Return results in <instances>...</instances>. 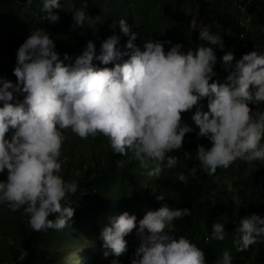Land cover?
Returning <instances> with one entry per match:
<instances>
[{
    "label": "clouds",
    "instance_id": "9594fccd",
    "mask_svg": "<svg viewBox=\"0 0 264 264\" xmlns=\"http://www.w3.org/2000/svg\"><path fill=\"white\" fill-rule=\"evenodd\" d=\"M84 3L71 7V28L83 25ZM60 7L58 0H42L39 20L56 23L59 16L53 9ZM117 25L127 36L123 49L113 34L101 42L99 53L91 40L86 41L74 59L67 52L61 58L49 32L35 26L15 51V82L0 77V206L22 210L34 230L71 224L74 209L62 201L78 184L60 174L65 128L81 138L105 136L114 153L131 150L146 175L158 177L163 169L176 166L177 156L170 153L180 149L185 133L192 131L181 113L195 105L191 119L198 126L197 136L210 141L208 147L196 146L200 169L212 174L238 158L264 162V111L250 107L264 102V51L254 48L234 64L233 52H224L221 61L227 75L219 81L213 78V46L224 48L218 31L203 25L198 38L204 43L183 51L180 42L167 39L142 40L138 46L134 41L139 33L131 31L124 18L109 27ZM165 44L170 45L167 50ZM93 60L112 66L100 67ZM201 98L207 100L206 111L198 103ZM195 173L194 166L187 174L178 173V179L186 182ZM50 214L55 215L50 219ZM188 215V207L167 204L146 210L139 220L127 211L110 214L98 234L103 256L124 253V237L135 228L139 244L129 264H205L203 250L173 232V220ZM227 222L223 215L215 220L210 237L223 240ZM234 232L233 243L240 250L264 240V215L241 216ZM109 264L122 262L113 258ZM216 264H232V256L225 250Z\"/></svg>",
    "mask_w": 264,
    "mask_h": 264
},
{
    "label": "trees",
    "instance_id": "16d2710c",
    "mask_svg": "<svg viewBox=\"0 0 264 264\" xmlns=\"http://www.w3.org/2000/svg\"><path fill=\"white\" fill-rule=\"evenodd\" d=\"M134 6L124 7L121 0H85V20L83 25L71 28V7H81L82 0H58L60 8H54L59 19L54 24L40 21L39 16L42 0H0V77L15 82L12 72L15 66V51L23 42L27 33L35 26L45 28L52 36L55 51L61 54L67 52L72 59L79 55L86 46V41L94 43L96 53H99L101 42L110 35L119 37L118 47L124 48L127 36L120 32L119 27H109L114 20L124 18L129 23L130 30L134 31L131 22L129 7L134 9L158 10L163 14L168 9L173 10V22L168 31L160 37V40H170L173 43L180 42L182 50L195 49L197 45L204 43L198 38V30L207 25L213 32H219L222 36L224 48L213 46L217 61L214 65L216 76L214 79L222 81L227 75L221 57L224 52H233V61L254 48L264 51V0H130ZM188 4L193 10L185 12L182 7ZM112 18V21H110ZM37 23H39L37 25ZM148 21L146 26L149 25ZM137 40L134 41L136 43ZM170 45L165 44L164 48ZM125 59L127 57H124ZM71 63V59L65 61ZM97 66L99 61L93 60ZM22 99L23 94H16ZM201 110H207L206 98L198 102ZM253 111L264 108V102L250 104ZM192 109L181 113L182 122L188 124L192 131L185 133L182 138L181 148L171 154L177 156V164L173 168H166L165 173L158 177L150 178L146 175V169L142 166L141 159L137 158L131 150L126 154L114 153L109 147L105 136V151L101 158L96 154L92 163L85 165L83 161L69 172L71 163L64 165L61 176L65 180H76L78 184L75 193H69L62 204H69L74 209L72 219L82 217L90 218L92 215L102 214L106 220L110 214H119L122 211L131 212L132 203L137 213H145L148 209H156L162 204L169 207H188L190 215L173 220V232L175 235H185L204 252L205 264H216L223 251L227 250L232 256V264H264V247L262 240L254 244V257L249 256V247L240 250L233 243L236 236L234 228L241 216L257 213L264 215V162L253 161L248 163L242 159H236L228 167H218L215 172L208 174L199 168V162L195 156L197 144L210 146L206 137L197 136L198 126L191 119ZM9 133H5L7 137ZM87 142L93 146L94 138L89 136ZM66 137L60 148L61 158L69 154L72 145L83 147L76 139L71 145ZM264 142V136H262ZM188 155L185 156L184 152ZM178 152L179 155L176 153ZM146 159V158H145ZM196 167L195 176H188L186 182L178 179V173L187 174L188 169ZM164 170V169H163ZM231 186L229 189L228 186ZM163 194L164 198L158 200L157 195ZM85 198L88 203H82ZM235 201H239L242 211ZM235 212V215H234ZM55 214H50L53 218ZM226 216L225 238L216 240L210 237L211 224ZM98 218L97 216H95ZM70 227L69 225H67ZM18 242L24 251L23 256L14 264H49L53 258L52 240L61 234L62 229L47 228L46 230H34L22 222L18 225ZM135 245H126L124 252L125 264H129V257L135 250ZM118 259L109 254L103 257L101 264H108L111 259Z\"/></svg>",
    "mask_w": 264,
    "mask_h": 264
},
{
    "label": "rangeland",
    "instance_id": "374dc122",
    "mask_svg": "<svg viewBox=\"0 0 264 264\" xmlns=\"http://www.w3.org/2000/svg\"><path fill=\"white\" fill-rule=\"evenodd\" d=\"M124 7L129 5L134 6L130 0H121ZM128 3V4H126ZM158 2L155 0L154 5L157 6ZM182 9L185 12H190L193 9L186 4ZM173 10L168 9L163 14H158V10H148V9H134L129 7L128 14H131V22L133 24L134 31L138 32L136 44L142 47V40L148 39H159L164 35L173 22ZM112 21V18L111 20ZM150 22L149 25H145ZM166 50V49H165ZM260 111H264V108H261ZM64 137L68 138V144L71 145L73 139L83 145V147H78L72 145V149L69 150L67 156L61 158V170L64 169V165L67 161L71 163L69 172L72 173L74 170L73 167L77 165V162L83 161L85 165L92 163L93 156L95 154L101 158L102 151H105L106 144L104 143V138L101 137V134H97L94 138L93 146L89 145L88 137L81 138L70 129L65 128L61 130ZM65 141V140H63ZM171 154V153H170ZM177 155L178 152L176 153ZM178 161V160H177ZM145 170V168H144ZM147 171V170H146ZM165 173V169L162 170L161 174ZM150 178H154L149 176ZM4 178L3 174L0 173V179ZM83 204H87L88 201L83 198ZM132 208L129 214H135L137 220L142 218L144 213L135 212V207L132 203L128 204ZM237 207L242 211L241 205ZM97 216L98 218H96ZM104 216V215H103ZM102 214L92 215L90 218L82 217L77 220L72 219L70 227L66 226L62 229L61 234L57 235L56 238L52 240V254L54 255L52 259L49 260V264H101L103 256V249L101 248V241L98 239V234L103 226L106 223V220L103 219ZM22 222L24 225L29 227L27 215L23 213L22 210L18 209L16 211H11L3 206H0V264H14L18 259L23 256V250L20 248L18 242V225ZM124 239L128 244H133L135 247L138 246L139 240L135 234V228L129 232ZM262 247H264V240L261 241ZM249 256L254 257V244L250 246ZM122 264H125V254L122 253L117 256ZM109 264V262H108Z\"/></svg>",
    "mask_w": 264,
    "mask_h": 264
}]
</instances>
